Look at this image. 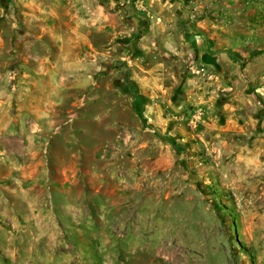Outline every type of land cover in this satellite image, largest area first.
<instances>
[{
	"label": "rangeland",
	"instance_id": "1",
	"mask_svg": "<svg viewBox=\"0 0 264 264\" xmlns=\"http://www.w3.org/2000/svg\"><path fill=\"white\" fill-rule=\"evenodd\" d=\"M155 2L0 14V264H264V0Z\"/></svg>",
	"mask_w": 264,
	"mask_h": 264
},
{
	"label": "crops",
	"instance_id": "2",
	"mask_svg": "<svg viewBox=\"0 0 264 264\" xmlns=\"http://www.w3.org/2000/svg\"><path fill=\"white\" fill-rule=\"evenodd\" d=\"M155 1L156 0H154V2ZM122 2L124 3V0H122ZM83 3L84 0H0V14L6 13V15H10L17 13L21 15L24 28L27 30L25 33L29 41V52L34 60L41 56L45 59L46 56H62L61 52L58 55L50 53L51 48L61 50V47L65 45V35H67L69 26L67 14L70 12L77 18L76 15L83 11ZM8 4H11L10 8ZM150 4L151 3H149V5ZM150 6H152V4ZM13 28H16V26ZM199 29H202V25H199ZM13 33L15 34L16 32L13 31ZM8 35L12 34H9V32L0 25V55H3L12 47L13 43L11 40L6 39ZM15 35L18 36V34ZM200 37L202 38L203 36L200 35ZM201 38L194 35V39L197 43V50H194L190 46L199 59L207 58L205 56V51L208 50L207 45L203 43L204 41L201 40ZM18 43L19 42H16V45ZM42 46L45 49L42 48ZM60 59L62 60V57H60ZM241 87L245 88V86ZM246 92L249 91L246 90ZM251 101H253L252 97L250 98L249 96L245 104L250 103L249 105L252 106L254 102Z\"/></svg>",
	"mask_w": 264,
	"mask_h": 264
},
{
	"label": "water",
	"instance_id": "3",
	"mask_svg": "<svg viewBox=\"0 0 264 264\" xmlns=\"http://www.w3.org/2000/svg\"><path fill=\"white\" fill-rule=\"evenodd\" d=\"M184 40L187 44H189L194 50H197V43L196 40L194 39V35L192 34H186L184 36Z\"/></svg>",
	"mask_w": 264,
	"mask_h": 264
},
{
	"label": "built area",
	"instance_id": "4",
	"mask_svg": "<svg viewBox=\"0 0 264 264\" xmlns=\"http://www.w3.org/2000/svg\"><path fill=\"white\" fill-rule=\"evenodd\" d=\"M9 8L11 7V4H8Z\"/></svg>",
	"mask_w": 264,
	"mask_h": 264
}]
</instances>
